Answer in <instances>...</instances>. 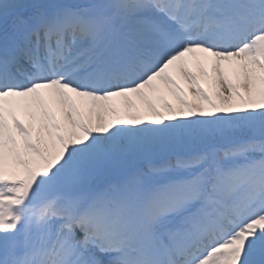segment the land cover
<instances>
[{"label":"snow or ice","instance_id":"1","mask_svg":"<svg viewBox=\"0 0 264 264\" xmlns=\"http://www.w3.org/2000/svg\"><path fill=\"white\" fill-rule=\"evenodd\" d=\"M0 264H264V0H0Z\"/></svg>","mask_w":264,"mask_h":264},{"label":"bare ground","instance_id":"2","mask_svg":"<svg viewBox=\"0 0 264 264\" xmlns=\"http://www.w3.org/2000/svg\"><path fill=\"white\" fill-rule=\"evenodd\" d=\"M205 86H206V85H205ZM166 98H168L169 100H171V97H169V96H167V95H166ZM133 102H134V103H138V101H136L135 98H133ZM117 103H118V104L120 103L119 98H117Z\"/></svg>","mask_w":264,"mask_h":264}]
</instances>
